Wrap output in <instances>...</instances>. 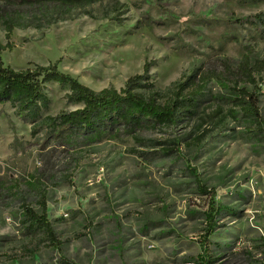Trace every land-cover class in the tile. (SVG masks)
<instances>
[{"label": "rangeland", "instance_id": "obj_1", "mask_svg": "<svg viewBox=\"0 0 264 264\" xmlns=\"http://www.w3.org/2000/svg\"><path fill=\"white\" fill-rule=\"evenodd\" d=\"M261 12L251 0H101L10 37L0 22L15 69L56 63L96 91L144 75L160 103L177 82L206 80L197 113L176 126L87 145H65L1 103L0 264H198L211 211L199 182L219 208L208 264H264V74L251 88L262 119L234 105L244 56H264ZM46 92L43 116L81 107L66 86ZM44 193L53 237L26 216L41 214Z\"/></svg>", "mask_w": 264, "mask_h": 264}, {"label": "trees", "instance_id": "obj_2", "mask_svg": "<svg viewBox=\"0 0 264 264\" xmlns=\"http://www.w3.org/2000/svg\"><path fill=\"white\" fill-rule=\"evenodd\" d=\"M101 0H0V22L4 25L7 36L16 27L38 28L50 26L60 20L69 18L77 9L87 7ZM262 1L264 0H251ZM256 22L264 21V12L255 15ZM8 43L0 42V104L10 102L17 115L34 123L37 127L45 128L50 136L62 140L65 145H87L104 138L133 136L139 138L145 129L166 125L176 126L184 115H195L196 106L202 95V84L205 76L195 81L196 75L185 81L177 82V90L173 98L166 103L157 100V91L151 83L144 84V75L130 77L124 87L117 89L113 86L100 91L93 90L80 82L71 74L59 69L58 64L35 65L34 68L15 69L4 63L2 52ZM148 71V66H145ZM238 71L245 78L247 86L240 88V96L235 100V107L245 115L260 121V99L256 88L257 77L264 74V56L252 59L245 55ZM202 81V82H200ZM56 82L68 88L67 99L70 103L81 107L74 110L61 111L56 115H45L43 111L50 106V98L46 92V84ZM144 88H149L150 94H144ZM190 94H187V93ZM177 148L179 142H175ZM199 187L204 194L211 196V211L207 214L203 253L199 254L198 264H208L207 240L214 232V220L219 212L215 208L213 190H208L201 182ZM41 214L26 207V216L32 222H39L48 234L53 237L54 231L47 218L46 194L41 196Z\"/></svg>", "mask_w": 264, "mask_h": 264}]
</instances>
